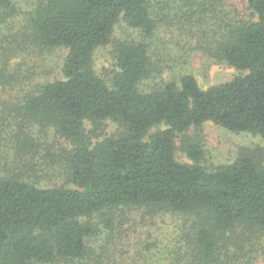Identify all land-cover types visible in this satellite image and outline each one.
<instances>
[{"label": "trees", "instance_id": "1", "mask_svg": "<svg viewBox=\"0 0 264 264\" xmlns=\"http://www.w3.org/2000/svg\"><path fill=\"white\" fill-rule=\"evenodd\" d=\"M21 1L0 0V58L26 48L67 54L62 80L0 101V148L35 153L34 127L71 148L59 155L66 185L39 187L23 172L0 177V264H106L99 256L112 259L131 211L183 218V252L172 251L171 264H233L232 248L263 237L264 146L207 170L188 133L212 123L264 142V0H247L245 15L218 10L224 0H32L28 9ZM120 21L142 40L113 41ZM174 21L205 26L199 47L241 74L208 89L185 75L144 90L155 73L147 41ZM110 44L111 78L94 69L96 51ZM18 81L0 68V87ZM107 122L118 131L103 137ZM178 139L192 164L177 160Z\"/></svg>", "mask_w": 264, "mask_h": 264}, {"label": "rangeland", "instance_id": "2", "mask_svg": "<svg viewBox=\"0 0 264 264\" xmlns=\"http://www.w3.org/2000/svg\"><path fill=\"white\" fill-rule=\"evenodd\" d=\"M32 0H22L23 9H28ZM176 7L172 5V10ZM171 10V11H172ZM218 10L224 13L237 11L241 15L247 14V0H224ZM210 22V21H209ZM213 23L212 21L210 22ZM206 32L205 26L174 21L170 25L164 23L159 27L154 38L147 41L149 56L155 73L143 84L148 90L169 81H179L185 75L194 76L203 89L230 82L241 74L225 62L216 61L205 53L199 45ZM130 38L140 41L142 37L137 30L131 29L120 21L114 31L113 41ZM65 49L52 51L28 50L19 51L16 55L0 58V68L6 67L9 73L16 75L18 83L9 89L0 87V101L14 102L26 92L43 84L62 80V65L66 57ZM94 69L98 75L113 76L115 58L113 45L99 48L94 56ZM162 129V128H161ZM157 129H154L156 131ZM118 131V126L107 122L103 137ZM39 145L33 154L19 155L15 148L9 145L0 148V177L12 174L25 173L27 179L39 187L48 188L67 184V173L62 166L59 155L63 150L70 149L68 141L60 138L53 129L40 131L38 128L29 130ZM188 135L198 141L204 149V157L200 165L207 170L233 163L243 149L264 146L258 137L247 133H232L212 123L204 124L199 129H191ZM177 160L192 164L186 154L180 150V141L177 140ZM34 167L38 174H32L30 167ZM26 173H30L29 175ZM129 218L121 229L123 236L118 238V248L110 259L101 257L105 263L114 264H171L175 249L183 252V245L177 243L179 230L185 223L182 217L164 216L151 218L142 211L129 212ZM244 245L240 252L236 248L230 251L233 264H264V235ZM103 235L93 237L89 244L98 250L104 243ZM149 244H153L149 250ZM99 259L92 264L99 263Z\"/></svg>", "mask_w": 264, "mask_h": 264}]
</instances>
